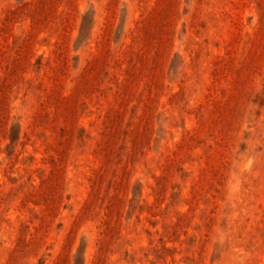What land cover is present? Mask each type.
<instances>
[{
  "label": "rangeland",
  "instance_id": "obj_1",
  "mask_svg": "<svg viewBox=\"0 0 264 264\" xmlns=\"http://www.w3.org/2000/svg\"><path fill=\"white\" fill-rule=\"evenodd\" d=\"M0 264H264V0H0Z\"/></svg>",
  "mask_w": 264,
  "mask_h": 264
}]
</instances>
